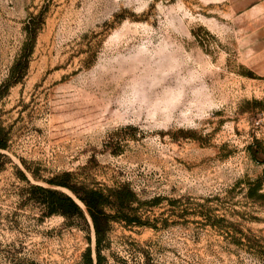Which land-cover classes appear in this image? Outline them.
Returning <instances> with one entry per match:
<instances>
[{
  "label": "rangeland",
  "instance_id": "1",
  "mask_svg": "<svg viewBox=\"0 0 264 264\" xmlns=\"http://www.w3.org/2000/svg\"><path fill=\"white\" fill-rule=\"evenodd\" d=\"M245 28L229 0H0V264H97L88 209L51 181L102 194L101 264H264Z\"/></svg>",
  "mask_w": 264,
  "mask_h": 264
},
{
  "label": "trees",
  "instance_id": "2",
  "mask_svg": "<svg viewBox=\"0 0 264 264\" xmlns=\"http://www.w3.org/2000/svg\"><path fill=\"white\" fill-rule=\"evenodd\" d=\"M7 143L0 142V149H7ZM5 157L4 154L0 152V164H2V159ZM51 184H57L62 187H66L71 190L76 197L86 206L88 209L96 230V234L99 237L98 240V249H97V264H101V239L100 235L101 231V218H106L105 213L100 210V208L104 205V202L101 201L102 194L98 191H91L90 193H81L79 190L71 187L68 184L55 183V181H51ZM43 190V189H42ZM47 194L50 195V201L44 203L50 208L51 214H63L68 217H81L84 218V212L82 208L78 205V203L71 197L66 195L65 193L56 191V190H44ZM264 197V196H263ZM85 264H94V261L91 257V251L88 250L85 254Z\"/></svg>",
  "mask_w": 264,
  "mask_h": 264
},
{
  "label": "crops",
  "instance_id": "3",
  "mask_svg": "<svg viewBox=\"0 0 264 264\" xmlns=\"http://www.w3.org/2000/svg\"><path fill=\"white\" fill-rule=\"evenodd\" d=\"M229 3L247 27L239 45L241 57L251 60L262 55L264 53V0H229Z\"/></svg>",
  "mask_w": 264,
  "mask_h": 264
}]
</instances>
